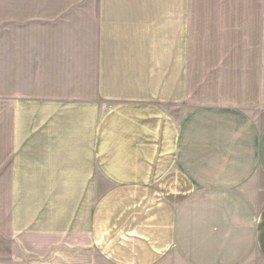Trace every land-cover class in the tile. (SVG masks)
Wrapping results in <instances>:
<instances>
[{"label":"crops","instance_id":"1","mask_svg":"<svg viewBox=\"0 0 264 264\" xmlns=\"http://www.w3.org/2000/svg\"><path fill=\"white\" fill-rule=\"evenodd\" d=\"M88 17L74 96L18 90L28 63L0 40V264H264V0Z\"/></svg>","mask_w":264,"mask_h":264},{"label":"rangeland","instance_id":"2","mask_svg":"<svg viewBox=\"0 0 264 264\" xmlns=\"http://www.w3.org/2000/svg\"><path fill=\"white\" fill-rule=\"evenodd\" d=\"M33 13L37 15L27 19H0V29H28V35L0 37L2 43L11 42L18 69L28 63V81L18 84V90L77 95L75 77L92 60L88 0H55L52 8L39 6Z\"/></svg>","mask_w":264,"mask_h":264}]
</instances>
